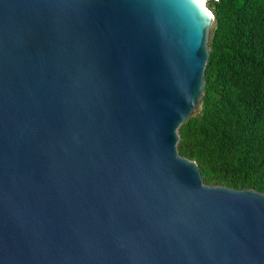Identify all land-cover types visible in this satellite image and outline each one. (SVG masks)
Segmentation results:
<instances>
[{
	"label": "water",
	"instance_id": "1",
	"mask_svg": "<svg viewBox=\"0 0 264 264\" xmlns=\"http://www.w3.org/2000/svg\"><path fill=\"white\" fill-rule=\"evenodd\" d=\"M205 0H0V264H264V193L177 151Z\"/></svg>",
	"mask_w": 264,
	"mask_h": 264
},
{
	"label": "trees",
	"instance_id": "2",
	"mask_svg": "<svg viewBox=\"0 0 264 264\" xmlns=\"http://www.w3.org/2000/svg\"><path fill=\"white\" fill-rule=\"evenodd\" d=\"M213 14L204 95L177 151L208 185L264 193V0H206Z\"/></svg>",
	"mask_w": 264,
	"mask_h": 264
},
{
	"label": "rangeland",
	"instance_id": "3",
	"mask_svg": "<svg viewBox=\"0 0 264 264\" xmlns=\"http://www.w3.org/2000/svg\"><path fill=\"white\" fill-rule=\"evenodd\" d=\"M206 1V0H205Z\"/></svg>",
	"mask_w": 264,
	"mask_h": 264
}]
</instances>
